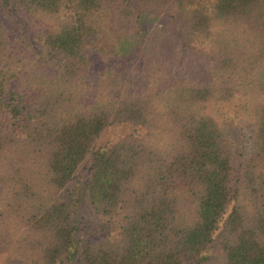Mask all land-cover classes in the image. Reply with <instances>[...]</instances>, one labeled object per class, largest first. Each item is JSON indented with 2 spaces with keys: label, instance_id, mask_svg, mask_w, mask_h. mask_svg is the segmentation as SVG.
Wrapping results in <instances>:
<instances>
[{
  "label": "trees",
  "instance_id": "1",
  "mask_svg": "<svg viewBox=\"0 0 264 264\" xmlns=\"http://www.w3.org/2000/svg\"><path fill=\"white\" fill-rule=\"evenodd\" d=\"M0 264H264V0H0Z\"/></svg>",
  "mask_w": 264,
  "mask_h": 264
},
{
  "label": "rangeland",
  "instance_id": "2",
  "mask_svg": "<svg viewBox=\"0 0 264 264\" xmlns=\"http://www.w3.org/2000/svg\"><path fill=\"white\" fill-rule=\"evenodd\" d=\"M239 106L240 105L233 106V104H230L229 106L218 110L223 115V121L227 124V127L232 131H235V127H237V116L239 115L237 111ZM80 212L81 215L84 217L82 223L86 224L88 222L86 220H88V218H90L93 214L85 206L80 209Z\"/></svg>",
  "mask_w": 264,
  "mask_h": 264
}]
</instances>
